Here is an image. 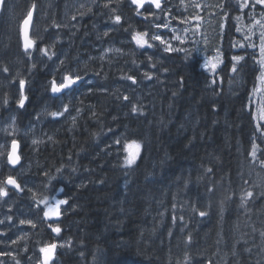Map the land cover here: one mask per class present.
Listing matches in <instances>:
<instances>
[{
  "label": "trees",
  "instance_id": "16d2710c",
  "mask_svg": "<svg viewBox=\"0 0 264 264\" xmlns=\"http://www.w3.org/2000/svg\"><path fill=\"white\" fill-rule=\"evenodd\" d=\"M42 1L24 0L11 29L16 31L27 8ZM55 1L50 0L52 12L55 5L60 7ZM197 6L181 12L199 15L211 32L192 22L191 41L176 46L180 51L153 47L148 49L151 62L144 65L140 61L148 53L131 41L139 19L127 4L120 12L130 34L115 32L117 24L110 17L103 24L102 18H85L66 49H53L58 62L50 72L44 65L28 66L27 55L14 50L13 40V55L8 56L22 65L10 66L0 45V68L9 69L0 72L5 84L0 105L6 94L8 103H14L5 109L26 133L17 138L33 200L67 201L56 223L59 234L39 221L40 244L49 239L59 244L53 264H264V127H258L264 120L253 105L259 67L247 44L236 49L237 42L245 41L238 38L240 6L235 0ZM170 9L149 20V35L160 20L175 24L177 7ZM5 28L0 26V37ZM53 28L48 30L51 36ZM109 30L120 49L117 64L110 55L99 57L113 40L112 34L105 36ZM198 31L207 53L221 60L212 74L199 68L194 43ZM140 66L151 76L144 90L135 88L142 80L131 75ZM14 72L26 79L24 108L17 106ZM65 74H78L84 81L61 99H52V80ZM129 76L135 84L123 83ZM46 107L63 115L54 119L47 113L30 120ZM118 134L141 144L131 166L124 165V153L113 145Z\"/></svg>",
  "mask_w": 264,
  "mask_h": 264
},
{
  "label": "rangeland",
  "instance_id": "374dc122",
  "mask_svg": "<svg viewBox=\"0 0 264 264\" xmlns=\"http://www.w3.org/2000/svg\"><path fill=\"white\" fill-rule=\"evenodd\" d=\"M24 0H10L8 9L4 12L0 26L6 27L4 30L3 35L0 37V45L2 47V52L7 53L8 56L13 55L11 48L12 40L14 42V50L18 48L19 40L17 37V30L11 29V25L14 20V12L19 13L21 10V5L23 4ZM104 1V2H103ZM69 0L62 5V8H58L55 5V11L52 12V3L50 0H43L42 5L39 4L36 12V23L35 28L33 31V38L36 43H41L43 34L45 31L50 30L51 27H54L52 31H55L51 36V42L48 47H58L60 50L66 49L74 36V33L79 30L81 24V18H102V22H105L108 17L115 16L116 9L118 7V1L114 0L113 6H111V2H107V0ZM169 2L167 7H164L167 12H171L170 7H177V16L175 18V24L171 23V21H164L160 20L159 24L162 25L161 29H156L153 33H160L162 38L171 43L173 48L176 46L186 44L187 42L191 41L192 37V28L193 23L196 22L198 26L205 28L206 32H211L207 29L204 25L203 21L199 15L194 13H183L181 11L185 10L188 12H192L193 6L198 5L196 9H204L205 7L209 6L212 0H203L202 4H198V0H164L163 3ZM239 6L241 13L244 14L245 17L241 20L237 18L236 20L238 25L240 26V35L239 39H244L245 43L237 42L236 49L239 50L243 46L248 43L249 45L252 42H255L257 48H253L249 46L248 51L252 54L254 52L258 55V46L261 40V34L264 33V5L256 3V0H235ZM124 4V0L121 1ZM105 5H108L107 7ZM162 7L157 11L156 14L162 13ZM213 7L217 6L213 4ZM11 8V9H9ZM163 8V9H164ZM156 10L154 7L152 9L153 12ZM96 12V13H95ZM107 12V16L104 14ZM183 13V17L179 14ZM136 18L139 19L137 16ZM17 19V18H16ZM15 19V23H16ZM122 19V17H121ZM153 19L151 16L150 20ZM159 20L158 18H156ZM182 19V20H179ZM122 21V20H121ZM114 22V21H113ZM112 22V23H113ZM123 22V21H122ZM121 22V23H122ZM155 24V23H152ZM182 24V26L180 25ZM21 25V23H20ZM115 32L117 33H125L130 34L128 31V27L122 23L121 25H116ZM156 27V26H155ZM20 28V26H19ZM195 31L198 27L194 28ZM104 30V29H103ZM105 31V30H104ZM122 31V32H121ZM113 31V33L115 34ZM15 33V35H14ZM19 33V30H18ZM152 33V34H153ZM107 36V35H105ZM179 37V39H176ZM247 37V38H246ZM124 41V40H123ZM183 41V43H181ZM117 42V38H113L111 44L106 48L109 53H113L116 59H118V54L120 52L119 47H116L114 44ZM122 42V41H121ZM134 42V41H133ZM135 43V42H134ZM154 45H159L164 49L165 45H160L159 41H154ZM195 47L199 51V58L202 59L200 65L205 67L207 63L209 66V70L211 69V65L215 64L216 68L220 65L221 60L219 56L215 57H208L205 59L207 54L206 51V44L202 41V32L198 31L195 34ZM243 45V46H242ZM137 47V46H136ZM119 50V51H117ZM164 51V50H163ZM216 51V50H214ZM27 61V65H44L43 69L50 72V70L54 67V62L56 64L58 62L57 55L54 54L52 59H49L47 56H44L41 52L35 50L34 53L30 58H24ZM7 62L12 67L20 68L22 64L18 65L17 60L8 56ZM121 59L116 61L120 63ZM78 64V61H77ZM128 63H124L123 65L127 66ZM260 66V65H259ZM215 68V69H216ZM15 73H12V78L15 77ZM21 74V72H19ZM259 76H260V69H259ZM258 76V77H259ZM24 78L23 75H21ZM25 79V78H24ZM36 80V79H35ZM26 81V79H25ZM38 81L40 84L43 83V80L39 79ZM149 81V80H148ZM149 84L142 85L138 84L135 88H140L144 90L148 87ZM5 84L0 82V89H3ZM253 105L254 110L260 115L259 119L261 118V111L264 110V83L258 79L257 87L254 92L253 97ZM14 102H9L7 104L13 105ZM133 105H137L135 102ZM132 107V105H131ZM45 110L41 113V115L50 113V109L48 107L44 108ZM4 117V118H3ZM40 116H37L32 122L38 121L37 119ZM15 120L14 127H11L12 120ZM17 119L14 114L10 112V109H5V105H0V181L4 180V177L12 175V172L6 167L5 165V157L8 153V146L9 142L13 139H16L19 134H24V131L17 128ZM46 122L45 119H39V123ZM7 129V131H4ZM11 133V134H9ZM25 136V134H24ZM10 139V141H9ZM35 139V138H34ZM120 140L121 143L117 144L116 141ZM125 136L123 134H118V136L113 140V145L115 147H119L122 152L124 153V165H125V157L127 153L123 151V144L126 142ZM129 141V140H128ZM140 155V154H139ZM138 159V158H137ZM253 160L254 159L252 156ZM137 161V160H136ZM133 165V164H132ZM126 166V165H125ZM24 177V191L25 195L22 199L16 198L14 195L9 194L7 197H0V220L4 221V223L0 224V264H36L37 257H36V249L40 248L46 244L48 241L44 242L42 245L40 244L39 240V221L40 218L42 219L43 211L40 212V207L45 209V206L41 204L37 206V204L33 200L34 191L32 190V186L29 185L30 177L26 173L24 168L18 170L16 180ZM65 199V198H64ZM59 200L57 197H52L49 200L51 203H55V201ZM3 205V207H2ZM8 216L13 217L11 221L7 219ZM18 218V219H17ZM21 219H31L35 224L36 227L32 228L30 225L25 224L21 225L19 220ZM15 220V221H14ZM18 221V222H17ZM15 225V227H14ZM13 241H16L13 243ZM41 252V251H40ZM21 255L22 258H18ZM11 257V258H8Z\"/></svg>",
  "mask_w": 264,
  "mask_h": 264
},
{
  "label": "snow or ice",
  "instance_id": "6c2138e0",
  "mask_svg": "<svg viewBox=\"0 0 264 264\" xmlns=\"http://www.w3.org/2000/svg\"><path fill=\"white\" fill-rule=\"evenodd\" d=\"M256 3H259L261 5H264V0H256ZM106 7L108 5H105ZM130 6H134V11L137 16L143 17V19L147 20L150 16L156 15L152 11L153 7L155 9H160L161 8V0H130ZM7 7V0H0V11L4 10V8ZM32 9H35V4L32 5ZM32 19V11L30 10L27 13V18L24 19L23 21V28H22V37H23V49L26 55L31 57V50L35 49L39 52H41L44 56H47L49 59H52V56L54 53H50L48 48H40L36 45V42L30 38L29 36V24ZM110 19H113V17H110ZM114 22L116 24L121 23V16L120 15H115L114 16ZM157 28L161 27V25H155ZM105 35H107V32H105ZM247 38V37H246ZM132 41L135 42L136 46L141 48V49H152L153 47H159V45H154V41H159L160 45H165L164 51L165 52H173V51H180L181 49H175L165 39L162 38V35L160 33H153L149 35L148 31H137L133 32L131 36ZM176 39H179V37H176ZM183 43V41H181ZM243 46V45H242ZM249 46L253 47L254 49L257 48V45L255 42H252ZM119 51V50H117ZM151 59V57H150ZM234 60L239 61L240 59H243V57L239 56H234ZM253 59L257 64L260 65V76L258 79L262 83H264V33L261 34V40L260 44L258 46V55L256 52L253 53ZM61 63H63L61 61ZM35 65H33L34 67ZM209 65L206 63L205 67H208ZM216 65L212 64L211 69L213 72H215ZM233 72L237 71L236 67L233 66ZM0 72L3 73H8L9 69L5 66L3 68H0ZM144 75L148 78L151 79V76L149 73L145 72ZM18 79L19 82V87H18V99H17V106L19 108H24L25 107V102L28 99V97L25 95V85L26 81L24 78L21 77V74L19 72L15 73V77L12 78L13 82ZM81 76L80 75H71V74H65L60 81H56L55 79L52 80L50 88L52 93L54 94H59V93H64L67 91L74 90L79 83L81 82ZM127 79L131 80L133 84L136 83V80L129 76ZM125 100L128 99L127 96L124 97ZM2 103L4 105H7L8 103V97L5 94V96L2 99ZM67 106H64V111H67ZM133 111H136V108L133 107ZM50 115L53 118H57L59 116L63 115V112L61 111H53L50 113ZM261 119L264 120V110L261 111ZM15 125V120L13 119L11 122V127H14ZM258 127H264V125H258ZM4 131H7L5 129ZM11 134V133H9ZM38 143V141L33 140V144ZM117 144H120L121 141L117 140ZM256 145L253 144V151L251 155L255 159L256 157ZM18 149H19V142L16 139H13L11 141V151L8 152L7 154V161L9 164L12 166L17 165L20 162V155L18 154ZM141 150V144L138 143L136 140H130L126 141L123 144V151L127 153V156L125 157V165L126 166H131L134 164L139 157ZM0 155H3V153H0ZM264 163V161H262ZM211 171V169H209ZM7 185H10L12 188H14L17 191H23L21 188V185L17 183V180L9 175L7 176L3 181H0V197H7L9 195V189L6 187ZM211 191V189H209ZM248 197H252L253 193L249 191L247 193ZM243 201V197H241ZM67 203L66 200H57L55 203H51L48 199H42L37 201V205L39 206L40 204H43L45 206V209L43 210V217L49 221H52L51 223L48 224V227L51 229L53 233L59 234L61 232V228L59 227L58 224L55 223L54 218L58 219L61 215L60 212V205ZM201 216L206 215L204 211H201L199 213ZM7 219L9 221L12 220L11 216H8ZM4 223V221L0 220V224ZM19 223L21 225L28 224L32 228L36 227V224L31 220V219H21L19 220ZM16 241H13L15 243ZM57 243H48L44 244L41 248L40 251L43 253V264H50V261L53 259V256L55 255V250L57 248Z\"/></svg>",
  "mask_w": 264,
  "mask_h": 264
},
{
  "label": "flooded vegetation",
  "instance_id": "af4514ba",
  "mask_svg": "<svg viewBox=\"0 0 264 264\" xmlns=\"http://www.w3.org/2000/svg\"><path fill=\"white\" fill-rule=\"evenodd\" d=\"M64 2H65V0H64ZM124 2L126 3V4H129V9H131V11L133 12V13H135V11H134V6H130V0H124ZM202 2H203V0H198V4H202ZM196 8V7H195ZM157 10V9H156ZM182 17H183V13H179ZM115 15H120L121 16V12H120V10H119V8L117 7V9H116V13H115ZM135 15H136V13H135ZM245 12H244V14H242L241 13V10H240V15H239V17L238 18H240V19H238V20H241V19H243L245 16ZM137 16V15H136ZM140 19H142V20H139V24H138V27L137 28H135V29H133L132 30V32H131V36H132V33L133 32H137V31H146V28L148 27V22H149V20H150V18H151V16L147 19V20H145V19H143V17H141V16H138ZM243 17V18H242ZM179 20H182V19H179ZM238 20H236V21H238ZM115 23V22H114ZM102 24H103V22H102ZM104 27V26H103ZM156 31V30H155ZM122 32V31H121ZM115 37H116V35H115ZM145 51L148 53V54H144V59L142 60V61H140V64H142V62H143V65L145 64V63H147V62H151V59H152V56H151V53H150V51L148 50V49H145ZM118 59H117V61L118 60H120V56H121V54L119 53L118 55ZM99 57L102 59V60H105L108 56L107 55H104V54H100L99 55ZM150 57H151V59H150ZM111 60H114L115 61V57H114V54H112V57H111ZM130 63H135V61H132V62H130ZM59 66V65H58ZM138 71L139 72H134V73H132L131 75H135L137 78H139V79H141L142 81H140L139 82V84H141V83H145V81H148V80H150V79H148L145 75H144V73L145 72H147L146 71V69L144 68V67H139V69H138ZM148 73V72H147ZM150 75V74H149ZM123 83H132V81L131 80H129V79H127V80H125V81H123ZM133 84V83H132ZM45 109H43L41 112H40V114L38 115V116H41V113L44 111ZM6 164V163H5ZM36 257H37V262H36V264H38V248L36 249Z\"/></svg>",
  "mask_w": 264,
  "mask_h": 264
},
{
  "label": "water",
  "instance_id": "95a60500",
  "mask_svg": "<svg viewBox=\"0 0 264 264\" xmlns=\"http://www.w3.org/2000/svg\"><path fill=\"white\" fill-rule=\"evenodd\" d=\"M162 1V0H161ZM32 20V19H31ZM22 28H23V23H22V25H21V30H20V36H21V45H22V49H23V37H22ZM30 28H31V21H30V24H29V34H30ZM23 51H24V49H23ZM80 83H82V81L80 82ZM79 83V84H80ZM65 93V92H64ZM64 93H59V94H54V93H52V91H51V95L54 97V98H56V97H58V96H60V95H62V94H64ZM11 151V144H10V147H9V152ZM18 152H19V149H18ZM20 163H21V161L17 164V165H15V166H12L11 164H9L8 163V165L11 167V168H13V169H16L19 165H20ZM7 187L9 188V189H13V190H15L14 188H12L10 185H7ZM17 191V190H16ZM18 193H20L21 191H17ZM44 220L46 221V222H52V221H49V220H47V219H45L44 218ZM58 219H55L54 218V221L56 222ZM55 253H56V250H55ZM43 259H44V257H43V253H42V255H41V264H43ZM54 259H55V255L53 256V259L50 261V264L54 261Z\"/></svg>",
  "mask_w": 264,
  "mask_h": 264
},
{
  "label": "bare ground",
  "instance_id": "6f19581e",
  "mask_svg": "<svg viewBox=\"0 0 264 264\" xmlns=\"http://www.w3.org/2000/svg\"><path fill=\"white\" fill-rule=\"evenodd\" d=\"M103 1V0H102ZM118 1V8H119V10H120V8H121V5L123 6L124 4H126L125 2H124V4L123 3H121V1L122 0H117ZM104 2V1H103ZM107 2H111L112 4H111V6H113V2H114V0H107ZM164 2V0H162L161 1V6H163L162 7V13H166L167 11L165 10V8L164 7H167V1L165 2V3H163ZM164 8V9H163ZM159 9H157V11H158ZM156 11V12H157ZM122 16V15H121ZM136 16V15H135ZM137 17V16H136ZM139 20H142V19H140L139 18ZM124 23V22H123ZM119 25H121V23L119 24ZM156 29H157V27H155ZM162 28V25H161V27H159L158 29H161ZM120 30V29H119ZM123 34H125V33H123ZM131 41H132V39H131ZM34 116H36L35 115V113L33 112L32 113V115H31V117H30V120L32 121L33 119H34ZM4 118V117H3ZM21 120H23V119H21ZM26 134V133H25ZM22 135H24V134H22ZM2 207H3V205H2ZM13 218V217H12ZM18 219V218H17ZM15 221V220H14ZM18 222V221H17ZM14 227H15V225H14Z\"/></svg>",
  "mask_w": 264,
  "mask_h": 264
}]
</instances>
